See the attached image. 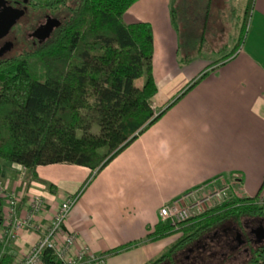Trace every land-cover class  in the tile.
<instances>
[{
  "label": "crops",
  "instance_id": "crops-1",
  "mask_svg": "<svg viewBox=\"0 0 264 264\" xmlns=\"http://www.w3.org/2000/svg\"><path fill=\"white\" fill-rule=\"evenodd\" d=\"M158 1L138 0L123 15L124 20L130 13L126 23L144 21L152 28L153 112L164 109L204 70L208 73L98 172L65 163L39 165L29 184L45 202L42 223L63 199L75 197L62 231L74 232L80 245L102 254L101 264H146L156 259L176 237L144 241L146 227L157 222L158 209L214 176L240 178V184L230 182L237 196L254 195L262 182L264 194V0H252L242 40L232 56L214 66L208 67L216 59L190 68V61L178 64L177 37L170 22L162 32L154 26L151 11ZM166 16L168 20V10ZM174 76L177 83L165 85ZM161 87L166 95L158 100ZM8 168L20 167L10 163ZM1 178L3 187L24 191L20 181ZM37 236L24 230L17 241L0 246L1 252L14 259ZM135 241L140 242L107 253Z\"/></svg>",
  "mask_w": 264,
  "mask_h": 264
},
{
  "label": "trees",
  "instance_id": "trees-1",
  "mask_svg": "<svg viewBox=\"0 0 264 264\" xmlns=\"http://www.w3.org/2000/svg\"><path fill=\"white\" fill-rule=\"evenodd\" d=\"M136 1L36 0L39 13L63 15L44 41L23 50L18 62L7 61L0 72V162L24 169V190L36 178L39 165L65 163L98 172L208 73L204 70L182 87L164 109L154 113L150 104L156 92L151 25L123 20L126 10ZM211 1L168 0L177 50L181 36L187 49L202 44ZM251 5L252 0H246L239 37L233 47L208 67L234 54ZM181 59L190 60L187 53ZM141 76L143 83L135 86V80ZM88 112L94 114L91 122L83 114ZM93 122L96 133L89 129ZM224 177L240 184L238 177ZM262 185L263 182L250 197L237 196L230 189L227 199L177 225L157 220L153 226H147L144 241L178 233L181 236L146 264H156L166 257L201 222L212 227L243 216L264 217V206L258 204ZM1 200L0 195V204ZM139 242L122 244L107 253H117ZM11 260L10 255L2 253L0 264H9ZM43 260L58 264L47 250ZM246 264H264V247L253 249Z\"/></svg>",
  "mask_w": 264,
  "mask_h": 264
},
{
  "label": "flooded vegetation",
  "instance_id": "flooded-vegetation-1",
  "mask_svg": "<svg viewBox=\"0 0 264 264\" xmlns=\"http://www.w3.org/2000/svg\"><path fill=\"white\" fill-rule=\"evenodd\" d=\"M15 12L17 15L14 17ZM37 16H41L43 21L37 23ZM10 17L12 21L5 28V20ZM56 22L57 18L49 13L38 12L35 0H0V72L7 61L18 62L23 50L44 41ZM175 235L176 239L181 233ZM256 247H264L262 216L220 221L212 227L201 222L156 264H226L237 258V262L246 264Z\"/></svg>",
  "mask_w": 264,
  "mask_h": 264
},
{
  "label": "built area",
  "instance_id": "built-area-1",
  "mask_svg": "<svg viewBox=\"0 0 264 264\" xmlns=\"http://www.w3.org/2000/svg\"><path fill=\"white\" fill-rule=\"evenodd\" d=\"M22 170L24 172L23 168ZM210 181H204L195 186L199 188ZM230 182L225 186L227 189L229 185L231 189ZM0 195L2 197L0 204L2 214L0 246L17 241L20 233L24 230H32L38 233L36 240L28 245L18 257L12 259L9 264H47L43 260V253L46 250L58 264L102 263L104 258L102 254L91 251L86 245H80L74 232L62 231L63 222L75 197L69 196L63 199L52 216L45 223H42L45 202L40 193L33 190L30 185L19 194L14 188H5L0 184ZM190 195L191 192H187L183 197L177 196L164 203L158 209V220L177 225L199 214L200 212L197 210L199 202H186L184 200L191 198ZM220 199H217L216 205L227 199V194ZM204 201L209 205L206 198ZM258 204L264 206V194L259 195ZM1 254L0 248V257Z\"/></svg>",
  "mask_w": 264,
  "mask_h": 264
},
{
  "label": "rangeland",
  "instance_id": "rangeland-1",
  "mask_svg": "<svg viewBox=\"0 0 264 264\" xmlns=\"http://www.w3.org/2000/svg\"><path fill=\"white\" fill-rule=\"evenodd\" d=\"M36 1V0H35ZM166 1V0H163ZM159 0L156 2L155 7L151 11L152 15L156 18L154 26L161 30V27H165L167 24V21H169V16L167 20L166 16V10H168V4L162 5ZM168 2V0H167ZM221 3H224V5H220ZM246 0H212L209 10V16L206 19V27L203 33V42L201 45L194 44L191 48H186V40H182V36L178 37V46L179 50H177V59L178 64L183 66L185 63L184 61H180V59L184 56V54H188L190 58V67H198L201 65H205L206 63L217 59L226 53L233 47L235 44V41L239 37L240 33V27L243 17V10L245 7ZM43 15V14H42ZM51 15V14H49ZM63 14H58L54 18H60ZM53 17V15H51ZM130 16V13L128 14ZM127 15L124 16L125 21H129V17ZM42 17L37 16V23L42 22ZM248 21V19H247ZM171 26V24H169ZM162 32V30H161ZM197 33L199 34V30H197ZM177 39V38H176ZM180 39V40H179ZM182 60V59H181ZM176 76L170 77V82L166 83L165 85H173L177 83V80L175 79ZM144 81V76H141L140 78L135 80V86H140ZM181 90V89H180ZM180 90L178 91V94L180 93ZM178 94L173 96L175 98ZM165 89L160 88V91L157 95V99H161L162 97H165ZM85 115L86 120L88 122H91L93 120V113H83ZM90 132H96L97 126L93 122L90 124ZM96 130V131H95ZM2 164V172L3 176L11 181H20L21 185L23 182L25 171L23 172L22 168L20 167L19 170H12L8 168L9 164L8 162L1 161ZM214 176L211 179H208L206 181H210L206 183L205 185H202L201 187L197 188L196 186H191L188 189L184 190L177 196L183 197L184 194L187 192H191V195L184 199L186 202H199L198 203V209L199 212L202 210H206L208 208H211L215 206L218 202V200H221L220 198L228 196V193L230 191V185L228 186V189L225 187L228 185V180L222 176ZM2 177V176H1ZM0 177V184L2 185V178ZM216 178V179H215ZM220 178V179H219ZM214 179V181H213ZM15 185V183H14ZM198 185V184H197ZM7 187V188H12ZM14 190H16L14 188ZM195 190V191H193ZM176 196V197H177ZM206 198L207 202H209V205L204 201ZM204 199V200H203ZM218 199V200H217ZM201 200H203L201 202ZM158 220V218H157ZM249 220V219H248ZM251 220H249L250 222ZM251 223V222H250ZM253 224V223H251ZM254 225V224H253ZM172 236V235H171ZM170 236H166L161 238V240L168 241ZM171 238V237H170ZM237 258V257H236ZM238 259V258H237ZM235 259V261L230 260L226 264H240V262H237L239 260Z\"/></svg>",
  "mask_w": 264,
  "mask_h": 264
},
{
  "label": "water",
  "instance_id": "water-1",
  "mask_svg": "<svg viewBox=\"0 0 264 264\" xmlns=\"http://www.w3.org/2000/svg\"><path fill=\"white\" fill-rule=\"evenodd\" d=\"M18 13H21V12H18ZM17 15V13L15 12L14 14V17ZM12 21V17H10L9 19L5 20L6 24H5V28L9 26V24L11 23ZM58 25V22L55 23V26Z\"/></svg>",
  "mask_w": 264,
  "mask_h": 264
}]
</instances>
